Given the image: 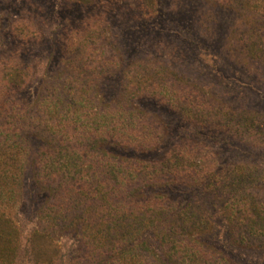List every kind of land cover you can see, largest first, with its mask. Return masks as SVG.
<instances>
[{
  "label": "trees",
  "instance_id": "obj_1",
  "mask_svg": "<svg viewBox=\"0 0 264 264\" xmlns=\"http://www.w3.org/2000/svg\"><path fill=\"white\" fill-rule=\"evenodd\" d=\"M74 1L88 4L91 0ZM215 1L250 25L264 27V0ZM140 3L148 11L156 5L155 0ZM87 21L88 35L72 44L67 40L62 53L70 66L68 77L83 82L94 75L102 77L103 63L109 67L117 63L116 53L103 47L99 55L92 48L89 57H78L99 33V21ZM20 35L22 40L31 38L28 32ZM256 38L255 34L239 38L246 59L262 56ZM4 51L0 52V264H65L66 252L56 231L37 227L24 235L9 214L15 200L23 197L24 159L31 138L45 131L49 134L42 137L32 160L36 184L46 192L40 216L49 227H67L87 240L67 264H227L201 239L208 232L207 219L198 212L202 206L177 207L158 189L178 184L194 187L204 181L211 186L218 170L210 159L216 153L211 127L233 128L229 133L245 145L264 150V122L258 114L246 108L239 112L219 108L214 100L193 103L190 82L158 62L147 74L152 66L142 61L136 72L123 73V89L115 98H105L95 88L88 93L85 86L64 85L55 87L53 94L37 95L30 103L17 94L32 79L33 67L12 64ZM90 62L94 70L85 68ZM144 97L177 112L189 125L160 156L156 152L164 145L168 129L155 114L139 107ZM218 171L223 177L215 182L223 193L232 184L261 182L246 163ZM239 192L228 194L223 211L235 212L236 196H241L238 202L250 219L249 234L264 240V208ZM95 243L97 248L92 246Z\"/></svg>",
  "mask_w": 264,
  "mask_h": 264
},
{
  "label": "rangeland",
  "instance_id": "obj_2",
  "mask_svg": "<svg viewBox=\"0 0 264 264\" xmlns=\"http://www.w3.org/2000/svg\"><path fill=\"white\" fill-rule=\"evenodd\" d=\"M155 3L154 10L148 11L141 7L140 0H91L88 4L74 0H0V52L4 49L12 64L33 67L32 79L17 98L31 103L37 95L53 94L55 87L64 85L85 86L89 88L88 93L95 88L94 92L105 98H115L123 89L122 75L127 74L126 71L136 72L134 69L142 61L152 66L149 74L158 62L164 69L183 77V81L190 82L189 90L194 92L191 102L200 104L214 100L219 108L228 107L233 112L246 108L264 122V27L250 25L227 5L217 4L215 0H155ZM87 20L99 21V33L94 44L91 41V47L78 57H89L93 49L99 55V48L103 47L116 53L117 63L114 61L111 67L103 63L102 77L94 75L83 82L68 77L70 66L65 64L62 53L68 46L67 40L72 44L88 35L85 32L91 25ZM22 32H28L29 41L21 39ZM251 34L257 36V46L262 47V56L257 60L246 59L241 53L239 38ZM89 65L85 68L94 70L92 62ZM95 71L93 74L98 72ZM138 105L148 114H155L168 129L164 148L156 152L158 156L172 144V139L183 136V129H189L183 117L152 98L144 97ZM217 127H211L210 132L216 140V153L212 152L210 157L214 165L220 170L236 162L249 164L261 181L260 186L232 184L223 193L215 182L223 177L217 170L216 176L210 179L211 186L205 181L194 185L195 188L178 184L160 188L158 193L177 207L182 204L202 206L198 212L207 219L208 232L201 239L213 251H218L227 264H264V240L249 234L250 219L243 203L238 202L241 196H236L235 212L222 209L228 194L235 189L264 208V150L245 145L239 137L229 133L233 128L221 131V127ZM42 134L31 138L24 159L23 197L15 200L9 214L23 228L24 235L37 227L56 231L58 242L66 252L64 263L67 264L66 260L72 258L73 262V256L87 240L67 227H49L40 216L46 192L36 184L32 160L42 137L49 133ZM92 246L97 248L96 243Z\"/></svg>",
  "mask_w": 264,
  "mask_h": 264
}]
</instances>
